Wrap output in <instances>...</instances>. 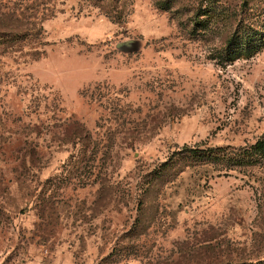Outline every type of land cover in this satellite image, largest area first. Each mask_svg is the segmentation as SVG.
Masks as SVG:
<instances>
[{
  "label": "rangeland",
  "instance_id": "1",
  "mask_svg": "<svg viewBox=\"0 0 264 264\" xmlns=\"http://www.w3.org/2000/svg\"><path fill=\"white\" fill-rule=\"evenodd\" d=\"M264 0H0V264H264Z\"/></svg>",
  "mask_w": 264,
  "mask_h": 264
},
{
  "label": "trees",
  "instance_id": "2",
  "mask_svg": "<svg viewBox=\"0 0 264 264\" xmlns=\"http://www.w3.org/2000/svg\"><path fill=\"white\" fill-rule=\"evenodd\" d=\"M264 36V27L259 28L239 25L227 38L226 57L233 59L240 55H249L251 50L263 46L262 37ZM253 147L255 149H264V139L257 140Z\"/></svg>",
  "mask_w": 264,
  "mask_h": 264
}]
</instances>
